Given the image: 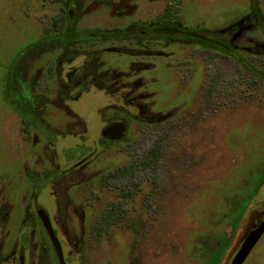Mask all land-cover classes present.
Returning <instances> with one entry per match:
<instances>
[{
    "label": "rangeland",
    "instance_id": "374dc122",
    "mask_svg": "<svg viewBox=\"0 0 264 264\" xmlns=\"http://www.w3.org/2000/svg\"><path fill=\"white\" fill-rule=\"evenodd\" d=\"M130 163L124 197L101 176ZM26 169L69 264H225L264 216V0H0V264L22 235L55 264Z\"/></svg>",
    "mask_w": 264,
    "mask_h": 264
},
{
    "label": "flooded vegetation",
    "instance_id": "af4514ba",
    "mask_svg": "<svg viewBox=\"0 0 264 264\" xmlns=\"http://www.w3.org/2000/svg\"><path fill=\"white\" fill-rule=\"evenodd\" d=\"M23 105L27 112H28V117H24L23 115H20L22 116V118L25 120V121H29L31 123L34 122L35 125L38 126V123L36 122L35 118L33 117V115L31 114V112L28 110V107L26 105H24L23 103H20V102H15L14 105ZM28 119V120H26ZM116 122H123L124 125H126V122L123 120V119H115V120H110L108 123L105 124V126L102 128V132H101V136H102V139L104 140H111V135L110 133H105L103 131V129L107 126V125H110V124H113V123H116ZM120 138V137H118ZM81 161L77 162L75 165L77 164H80ZM74 166V165H73ZM64 171V170H63ZM25 173L27 175V177L32 181V191H31V194H30V206H31V210H32V213L34 214V216L37 218L38 222H39V226L41 228V231H42V236H43V240H44V246L41 248L40 250V256H45V253H46V250L49 249L51 251V255L53 257V260H54V263L55 264H61V261L58 257V254H57V250L55 248V245L53 244L49 234H48V231L47 229L45 228L44 224H43V221L41 219V213L46 215L48 217V220H49V223L51 225V229L54 233V235L56 236L57 240H58V243H59V246H60V252H61V255H62V259H63V262L64 264H69L66 257L64 256V252H63V248H62V244H61V241L59 240L57 234H56V231L51 223V220H50V217H49V214L48 212L41 206L37 203L36 201V195H37V191L42 187L43 183H42V178H39V176H37L34 172L30 171V170H25ZM61 173V172H60ZM59 173V174H60ZM58 172H55L54 174H52L50 176L51 179L53 178H56L58 175ZM49 177L46 178V180H48ZM264 219V216L261 217V220ZM264 234V233H263ZM25 235H22V239H18L17 240V246H16V251H18V256H17V262L16 264H25L24 262V249L26 248V242H25ZM40 264V263H39ZM42 264V262H41Z\"/></svg>",
    "mask_w": 264,
    "mask_h": 264
},
{
    "label": "water",
    "instance_id": "95a60500",
    "mask_svg": "<svg viewBox=\"0 0 264 264\" xmlns=\"http://www.w3.org/2000/svg\"><path fill=\"white\" fill-rule=\"evenodd\" d=\"M124 128L125 125L123 122H116L107 125L103 131L105 133H110L112 138H118L123 134ZM41 219L53 244L55 245L61 264H64L58 240L51 229L48 217L41 213ZM242 228L243 233L236 237L235 244L228 252L227 258L225 259V264H242L250 250L259 241L264 233V219H258L256 222L249 219Z\"/></svg>",
    "mask_w": 264,
    "mask_h": 264
},
{
    "label": "trees",
    "instance_id": "16d2710c",
    "mask_svg": "<svg viewBox=\"0 0 264 264\" xmlns=\"http://www.w3.org/2000/svg\"><path fill=\"white\" fill-rule=\"evenodd\" d=\"M90 31H86V30H77L75 32H73L74 35H77V36H81V35H85L86 33H89ZM100 34L106 36V37H116L118 34L115 33L114 31H101L99 32ZM15 109L21 114L23 115L24 117H28V112L26 110V108L23 106V105H14ZM150 156L152 155V152H149ZM134 168V164L133 163H130L128 164L127 166H124V167H118L112 171H108L106 173H104L102 176H101V181L104 182V183H117V187L121 188L122 190V193L121 195L122 196H128L129 194H126L125 193V189H124V180H126V178H128V174L129 172ZM122 186V187H121ZM127 192V191H126ZM117 208V204L116 203H113L111 202L103 211L102 213V216L95 222L94 224V229H95V232H97L98 234L102 231V230H107L110 225H111V222H109L108 218L110 217H116L118 216L119 212H116ZM114 211L116 212L115 214H112L114 213ZM116 219V218H115Z\"/></svg>",
    "mask_w": 264,
    "mask_h": 264
},
{
    "label": "bare ground",
    "instance_id": "6f19581e",
    "mask_svg": "<svg viewBox=\"0 0 264 264\" xmlns=\"http://www.w3.org/2000/svg\"><path fill=\"white\" fill-rule=\"evenodd\" d=\"M242 231H243V228L239 229L237 236H240L243 233Z\"/></svg>",
    "mask_w": 264,
    "mask_h": 264
}]
</instances>
